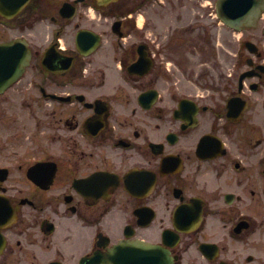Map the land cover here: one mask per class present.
I'll return each instance as SVG.
<instances>
[{
  "label": "flooded vegetation",
  "instance_id": "flooded-vegetation-1",
  "mask_svg": "<svg viewBox=\"0 0 264 264\" xmlns=\"http://www.w3.org/2000/svg\"><path fill=\"white\" fill-rule=\"evenodd\" d=\"M218 1L0 2V264H264V12Z\"/></svg>",
  "mask_w": 264,
  "mask_h": 264
},
{
  "label": "water",
  "instance_id": "water-1",
  "mask_svg": "<svg viewBox=\"0 0 264 264\" xmlns=\"http://www.w3.org/2000/svg\"><path fill=\"white\" fill-rule=\"evenodd\" d=\"M27 0H20L23 3ZM230 0H221L219 5V15L225 21L231 18L240 17L241 21L249 25L252 16L259 13L263 8L251 6L250 0H233L234 5L230 9H225L226 3ZM73 10L71 5H64L62 11ZM232 16V17H231ZM237 28L242 26L236 25ZM86 32V31H84ZM82 32V34L84 33ZM162 248L142 239H122L113 245L108 253L106 264H162L158 259L161 257ZM95 257H100L95 255Z\"/></svg>",
  "mask_w": 264,
  "mask_h": 264
},
{
  "label": "rangeland",
  "instance_id": "rangeland-1",
  "mask_svg": "<svg viewBox=\"0 0 264 264\" xmlns=\"http://www.w3.org/2000/svg\"><path fill=\"white\" fill-rule=\"evenodd\" d=\"M168 21H169V19H166L165 21H162L161 26H162V28H164V30H161L162 33H170V32L172 31V27H169V25H168ZM219 32H220L223 36H226V34H227V29L224 28V27H222V26H219ZM239 35H240V33L238 32V33H237V36H236V39L238 38ZM219 58H220L221 60H223V53H222V52H221ZM219 58H217V64H215L217 67L223 64V63H221V61H220ZM170 66H172V64H170ZM205 66H206V65H202V64H201V68H202V69H203Z\"/></svg>",
  "mask_w": 264,
  "mask_h": 264
}]
</instances>
